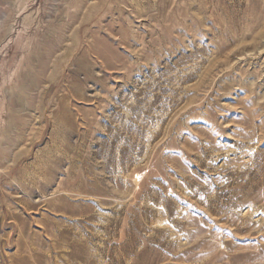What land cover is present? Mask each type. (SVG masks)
Returning <instances> with one entry per match:
<instances>
[{"label": "rangeland", "instance_id": "374dc122", "mask_svg": "<svg viewBox=\"0 0 264 264\" xmlns=\"http://www.w3.org/2000/svg\"><path fill=\"white\" fill-rule=\"evenodd\" d=\"M83 1L0 0V264H264V0Z\"/></svg>", "mask_w": 264, "mask_h": 264}, {"label": "bare ground", "instance_id": "6f19581e", "mask_svg": "<svg viewBox=\"0 0 264 264\" xmlns=\"http://www.w3.org/2000/svg\"><path fill=\"white\" fill-rule=\"evenodd\" d=\"M86 1V0H85ZM72 2L74 3V5H76V7H79V5L81 4V3H83L84 1L83 0H72ZM19 3V2H18ZM21 3H22V0H21ZM26 4V3H25ZM25 4H23L22 3V5L21 4H19V5H21V6H24ZM26 7V6H25ZM69 18H70V20H72L73 22H77L78 21V19H79V14H78V12H71V13H69V15H67ZM28 19V18H27ZM231 20V19H230ZM0 23H1V21H0ZM31 23V22H30ZM21 26V25H20ZM66 25L65 24H61L60 26H59V28L58 29H55L54 30V33H56L57 35H58V37H60V39L62 40L63 39V36H64V27H65ZM10 29V28H9ZM94 37V36H93ZM77 38V37H76ZM75 38V39H76ZM53 48V47H52ZM94 50V49H93ZM51 55V54H50ZM197 55V54H196ZM189 72V71H188ZM197 73V72H196ZM187 78V77H186ZM203 81V80H202ZM201 81V82H202ZM205 81V83H204V85L207 83V81L206 80H204ZM203 81V82H204ZM29 85H31V81H28L27 83H26V87H25V90L27 89V87L29 86ZM25 90H23V92H26ZM14 92V91H13ZM18 93H19V91H18ZM13 94H15V99L14 100H16L17 99V101H19V99H21V98H19V94H17V93H12V95ZM30 95V94H29ZM15 101H13V103H14ZM40 154V153H39ZM243 187V186H242ZM242 189H244V188H242Z\"/></svg>", "mask_w": 264, "mask_h": 264}]
</instances>
